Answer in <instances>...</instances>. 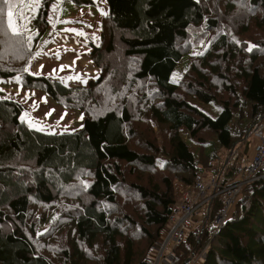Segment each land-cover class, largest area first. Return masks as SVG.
<instances>
[{
	"label": "trees",
	"instance_id": "1",
	"mask_svg": "<svg viewBox=\"0 0 264 264\" xmlns=\"http://www.w3.org/2000/svg\"><path fill=\"white\" fill-rule=\"evenodd\" d=\"M106 1L109 14L101 28V44L91 51L102 75L88 86L69 87L0 64L1 79L20 75L25 87L86 114L79 131L43 132L22 118L20 102L0 91V264H152L150 252L174 215L173 185L169 177L164 179V189L139 184L137 179L128 181L122 164L130 172L181 167L195 173L193 181L181 177L186 184H193L199 172L178 152L177 137L175 151L159 152L152 144L150 151L132 147L135 139L151 140L148 131L140 137L134 130L136 123L147 122L150 115L155 123L168 126L172 135L185 129L194 139L204 140L200 134L210 133L215 137L200 143L201 152L208 147L210 156L215 148L235 153L236 143L246 145L248 132L264 119V37L242 39L252 23L264 30V0ZM23 2L8 6L5 16L9 19L8 12L14 13ZM224 5L226 21L220 12ZM237 5L242 9L234 14ZM50 9L46 0L32 18L31 41L47 30ZM253 17L244 28L238 26ZM15 35L25 36L20 31ZM27 40L30 43L28 36ZM191 53L186 74L173 83L174 71ZM115 54L136 64L127 88L137 84L144 90L140 103H130L127 93L123 109L109 108L104 91L112 74L121 78L120 85L125 83L126 66L107 59ZM208 74L219 77L220 88L232 98L220 100ZM240 81L244 83L241 94ZM182 87L193 88L191 98L179 93ZM195 101L217 102L219 116L212 118ZM259 176L244 188L232 216L220 228L213 223L222 205L214 201L208 220L174 250L169 264L198 259L208 242L200 264H264V168ZM122 193L140 200L144 224L126 211L132 209ZM43 225L52 228L50 233L41 229ZM136 236L144 243L142 248L136 246Z\"/></svg>",
	"mask_w": 264,
	"mask_h": 264
},
{
	"label": "rangeland",
	"instance_id": "2",
	"mask_svg": "<svg viewBox=\"0 0 264 264\" xmlns=\"http://www.w3.org/2000/svg\"><path fill=\"white\" fill-rule=\"evenodd\" d=\"M18 1L20 0H9V3L5 4L3 3V0H0L1 65L17 69L20 72L57 80L63 85L69 87H86L89 83L101 77L102 70L93 61L91 51L94 46H99L101 44V28L104 23V18L109 14V7L106 0H87V2L83 0H48L51 5L48 18L49 24L47 30L42 29L40 31V37L37 41H31V36L28 34L30 28L33 27L30 22L37 14L38 9L44 5V1L46 0H24L22 7L18 8L13 13L11 17L13 26L18 31L24 32L25 35L24 38L22 36L14 38L16 35L8 26L9 19L5 15L7 14V7ZM237 7L238 8L235 7L234 14L242 9L239 5H237ZM19 10L24 11L20 14ZM220 12L223 16L221 18H223L224 21L229 19L228 14L226 15V13H224L225 5L221 7ZM252 21H254V17L251 18L247 24L240 23L238 26H246ZM246 29H248V32L242 34V39H258L264 37V30L257 29L253 23ZM36 33L39 35V30H37ZM43 33L46 34L42 35ZM27 36L30 39V43L28 40L26 41ZM104 36L106 41L108 33ZM117 40V42L121 43L120 35L118 33ZM117 54H115L114 58L109 57L107 59L115 63L118 62L117 65L119 67L126 66L124 68L126 77L124 79L125 83L120 85L121 78L118 75L114 76L112 74L113 79L110 80L109 84L104 88V91L107 95V104L109 108L123 109L127 93H130L131 95V97H128L130 103H140L144 90L139 89L137 84L133 89L127 88L128 79L132 77L133 71L136 69V64L123 62L117 58ZM192 54L193 53L184 56V60L174 71L171 78L173 83L182 80L183 75L186 74L189 65L193 61L191 58ZM244 63H246V60ZM208 76L210 80L217 85L215 91L220 100L230 97L232 98L231 93L225 92L220 88L219 77L210 76V74H208ZM21 80L20 75L10 79L0 78V91H2L5 98L20 102L23 105L24 113L22 118L32 128L47 133H73L83 129L86 116L84 112L76 111L57 104L45 92L25 87L23 83H21ZM185 83L188 82L185 81ZM148 86H151V84L149 83ZM120 89L122 91L118 93ZM243 90L244 83L243 81H240L238 92L241 94ZM192 91L193 88L186 89L185 87H182L179 93L186 98H191L193 94L191 93ZM150 93L151 89L148 88V95H150ZM195 102L203 112L207 113L212 118H217L221 112V108L217 102L204 104L197 103L199 101ZM234 124H236V118L233 122V125ZM168 128L169 127L164 124L159 125L152 121V118L149 115L147 122L136 123L134 130L140 134V137H143L141 134H144V131H148L151 140L145 138V140L139 141L135 139L131 142V146L143 151H150L149 144H152L158 148L159 152L166 153V148H168L167 150L172 148L175 151V146L177 144L178 152L181 155H185L189 161L194 163V170L199 172L197 175H201L211 181L217 179L226 180L224 184L231 183L239 177L240 164L247 163L250 160L243 159L245 158L246 146L249 144L252 146V151L249 154V157L251 158L253 156L254 146L257 143L252 128L247 134L248 138L246 141L248 143L244 146H239V142L236 143L234 147L239 148L235 153L229 152V150L226 149L215 148V152L208 156L209 148L207 147L204 151V154L206 155L205 157L200 150L203 149L201 148L200 143L205 142L212 137L214 138V135L207 133L205 136H202V134H200V137H203L204 140H196L191 137L190 133L185 129L172 135V132H170ZM175 137H177L175 141L176 144L174 142L173 145V139ZM238 154L242 157L239 158ZM155 155L159 156L157 152ZM121 167L124 168L125 174H129V178H127L128 181L137 179L135 181H138L139 184L147 183L151 187H160L161 189H164V179L169 177L173 185L174 199L176 200V203H179L180 199L190 191V186L192 185V183L186 184L181 181V177L183 175L190 176V181H193L192 179L194 178L192 177H194L195 174L192 171L187 173L186 171L179 169L181 167L172 168V170L167 169L165 171L162 168H159L158 172H141L139 170L130 172L131 168L126 166V164H122ZM122 195L126 200V204L132 209H126V211L133 212L136 215L138 222L144 224L143 219L140 218L143 215L140 211L142 209L140 207V200L136 198L135 195L126 196L124 193H122ZM124 199L122 201H124ZM63 200L67 201L68 199L64 198ZM201 227H203V220L196 229ZM41 229L44 231L48 230L49 233L52 230V228L47 227V225H43ZM168 230V227L164 229L161 235L162 240L160 239L152 252H150L149 260L151 262H153L158 256L161 246L168 235ZM127 232L128 234H133V230L131 229H128ZM134 241L137 247L142 248L144 246V243L142 244L141 239L137 236L134 237ZM148 242L147 245H149ZM209 245L208 242L205 249L197 254L198 259L202 260V258H206V253L208 251L207 247ZM201 262L202 261H200V263Z\"/></svg>",
	"mask_w": 264,
	"mask_h": 264
},
{
	"label": "built area",
	"instance_id": "3",
	"mask_svg": "<svg viewBox=\"0 0 264 264\" xmlns=\"http://www.w3.org/2000/svg\"><path fill=\"white\" fill-rule=\"evenodd\" d=\"M257 143L253 149V156L247 163L240 164V175L231 183L220 179L211 181L197 175L193 184L181 199L176 203L174 215L168 224V235L161 246L156 259L152 264H169L174 250L179 247L194 231L193 221L202 217L203 225L208 220L214 201L222 205V209L214 220V227L220 228L229 219L242 197L246 186L260 178L259 174L264 168V124L260 122L253 130ZM200 259L192 257L187 264H198Z\"/></svg>",
	"mask_w": 264,
	"mask_h": 264
},
{
	"label": "crops",
	"instance_id": "4",
	"mask_svg": "<svg viewBox=\"0 0 264 264\" xmlns=\"http://www.w3.org/2000/svg\"><path fill=\"white\" fill-rule=\"evenodd\" d=\"M263 124H264V120H263ZM251 151H252V146L249 144L245 148V158H243V159L249 160L250 159L249 154H250ZM251 155H252V153H251ZM243 159H242V161L244 162ZM201 221H202V217H198L197 219H195L193 221V224L195 225V228H197L200 225ZM198 264H200V262Z\"/></svg>",
	"mask_w": 264,
	"mask_h": 264
},
{
	"label": "snow or ice",
	"instance_id": "5",
	"mask_svg": "<svg viewBox=\"0 0 264 264\" xmlns=\"http://www.w3.org/2000/svg\"><path fill=\"white\" fill-rule=\"evenodd\" d=\"M3 3L8 4L9 0H3ZM9 7H11V5H9ZM13 13L11 11L8 12V16H9V22H8V26L12 29L14 34H18L17 29L13 26V22H12V17Z\"/></svg>",
	"mask_w": 264,
	"mask_h": 264
},
{
	"label": "water",
	"instance_id": "6",
	"mask_svg": "<svg viewBox=\"0 0 264 264\" xmlns=\"http://www.w3.org/2000/svg\"><path fill=\"white\" fill-rule=\"evenodd\" d=\"M248 136L245 137V139L247 138Z\"/></svg>",
	"mask_w": 264,
	"mask_h": 264
}]
</instances>
